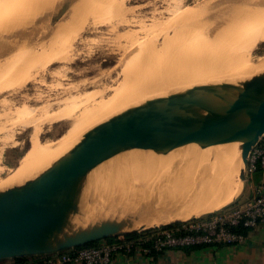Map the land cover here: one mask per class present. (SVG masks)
<instances>
[{"label": "rangeland", "instance_id": "obj_1", "mask_svg": "<svg viewBox=\"0 0 264 264\" xmlns=\"http://www.w3.org/2000/svg\"><path fill=\"white\" fill-rule=\"evenodd\" d=\"M263 1L10 0L11 5L0 7V191L8 188L12 182L15 184L24 179L27 173L29 175V171L22 169L20 160L25 158L31 142L43 145L59 139L70 126L71 122L66 119H75L91 106L109 100L121 85V89L126 86L123 88L126 90L134 87L137 81H131L132 74H129L133 65L144 63L145 58L148 64L153 62L152 67L156 65L160 68L154 67L158 71L145 80V84L149 85L144 89L139 90L135 86L140 95L134 97L138 101L130 107L139 105L147 98L165 96L197 84L241 83L248 79L247 75L242 78L237 73L241 70H246L249 76L261 74V68H264V39L254 40L249 31L257 28L264 30V23L259 20L248 23L243 16L248 12L254 13L253 16L260 14V11H263L261 15L264 14V10H261ZM248 3L257 5V8L250 9ZM212 26H216L217 31L236 29V37L232 41L234 51L243 57V64L238 65L239 69L234 74L227 72L226 59L229 56H223L228 55L229 51L223 49L225 54L219 55V58H224V61L218 66L210 62V56L208 59L206 57L210 45H202V39L208 36L200 34L213 33ZM169 44L171 48L168 49ZM186 45L191 47L187 49ZM133 49L140 52L134 53ZM152 50L162 55L156 53V59ZM137 54L139 57L144 54V57L136 60L139 58ZM160 56H163L164 62ZM147 62L144 63L145 67H151L152 64L147 65ZM128 64H133L129 65L131 72H127L130 69ZM233 67H237V64ZM197 70L205 75L197 78ZM209 71L215 73L208 76ZM124 72H130L129 79ZM124 80L131 82L127 84ZM126 109L115 110L112 116ZM19 171L23 173L18 175ZM185 171L183 180L190 176L189 171ZM178 173L175 176H179ZM227 181L223 176L222 183L226 188ZM184 182L180 181L182 184ZM243 185L236 198L238 203L245 201L252 180L243 181ZM173 186L175 188L176 184ZM89 190L82 203L88 204L91 198ZM238 203L232 202L225 208ZM79 225L71 230L78 229ZM6 261L12 263L11 260Z\"/></svg>", "mask_w": 264, "mask_h": 264}, {"label": "water", "instance_id": "obj_2", "mask_svg": "<svg viewBox=\"0 0 264 264\" xmlns=\"http://www.w3.org/2000/svg\"><path fill=\"white\" fill-rule=\"evenodd\" d=\"M200 114L206 117L196 123ZM263 136L264 75L241 83L197 84L147 98L85 133L35 178L0 191V261L57 254L163 226L132 228L140 221L138 212L65 230L67 215L79 211L88 191V174L120 153L134 149L164 152L188 144L204 149L239 141L243 182L249 153ZM176 222L181 221L171 223Z\"/></svg>", "mask_w": 264, "mask_h": 264}, {"label": "bare ground", "instance_id": "obj_3", "mask_svg": "<svg viewBox=\"0 0 264 264\" xmlns=\"http://www.w3.org/2000/svg\"><path fill=\"white\" fill-rule=\"evenodd\" d=\"M9 4L11 5L10 0H0V7H4L5 5L8 6ZM248 5L250 9L257 8V5L254 4L252 5L251 3H248ZM263 8L261 10H264ZM260 12L263 13V11ZM261 13L253 16L254 13L251 14L248 12L247 14H244L243 18L248 23L255 22L256 20L264 23V14L261 15ZM214 27L212 26L213 33L207 32L208 34H200L208 36L202 39V45H210L206 57L208 59L210 56L212 58H210V62L218 66L224 61V58H219V55L225 54L222 52L223 49L229 51L228 55L223 56H229V58L226 59L228 64L227 72L234 74L235 71L239 69L238 65L243 64V57L238 52L234 51L235 44L232 40L236 37V29L230 28L229 30L223 29L217 31ZM259 30L260 28L251 29L249 31V34L254 40L259 38L264 39V30ZM164 41L167 40L165 39ZM171 44L174 43L171 42ZM171 44L167 45L168 49L171 48ZM190 47V45H186L187 49ZM161 48L164 49L165 46H162ZM167 48H165V50ZM136 49H133V51H135L134 53H139L140 51L137 50L138 52H136ZM161 50L162 49H160V52L163 53ZM165 50L164 53L167 54ZM156 53L154 51L155 58L157 56ZM146 54L149 55L148 52ZM154 54H151L152 57ZM143 55L144 54H141V56ZM140 57L136 60H140ZM160 58L162 61L163 56H160ZM123 59H126V57ZM144 60L147 62L146 58ZM152 60H154V58ZM200 60L203 59H197L196 61ZM164 61L165 60H163V62ZM136 62L134 63L136 64ZM163 62H161V65H163ZM144 63L138 62L137 65L128 64L127 67H130V69L127 70V72L131 70L132 65L134 67L132 68L133 70H131L132 72L130 71L131 73H128L129 76L132 74L131 81L132 79L137 81L135 83L133 80L135 83L134 87L132 86L130 88L128 86L130 88H128L129 91L126 90L127 88L123 89L126 86L121 89V86H123L121 85L118 87L120 90L117 91L118 88L115 91L113 90L114 92L109 97V100H104V103H98L95 106H91L92 108L83 111L75 119L66 117L68 118L66 120H69L71 123L69 128L61 135V137H59V139L53 142H42L44 143L43 145H38V143L35 144V142L30 143V140L25 158L20 160L22 161L21 164H23V168H21L27 170V172L29 171V175L27 173L26 177L24 175V179L22 178L20 181L16 182L17 178L15 184L14 182L10 183V186L8 184V188L20 186L24 182L35 178L42 171L47 169L54 161L72 149L82 139L85 133L113 117V111L118 109L123 110L130 107L133 103L136 104L138 98L134 99V97L140 95L137 91L148 86L149 84H145V80L152 78L160 68L154 65V67L156 66L158 68L155 70V68L152 67L153 62H150L152 65L149 63L151 67L146 68ZM126 64L127 63H125V66ZM149 64L147 62V65ZM234 64H237V67L234 68ZM126 68H124V70ZM262 69L263 71L262 73L260 72L261 74L259 75H264V68H261V70ZM125 72L124 75L127 74H125ZM213 73L215 72L209 71L208 76ZM237 73L242 75V78L246 75L248 76V79L254 77V74L249 76L246 70H241ZM128 74L126 75L127 77ZM202 75L203 73L200 72V70H197V78ZM248 79L245 78V80ZM127 80H124L123 82L128 84L130 80ZM129 84L131 85V83ZM135 86L139 90H136ZM205 117L206 114H200L196 123L202 122ZM240 147L241 142L232 141L228 144L210 146L204 149L199 148L196 144H188L183 147H172L164 152L134 149L120 153L106 160L88 174L86 188L87 190L90 189L91 198L90 200L88 199L89 202H86H88L89 205L84 202L81 204L79 211L71 212L67 215V226L65 225V230H71L78 224L84 226L98 225L105 220L122 218L126 215L132 214L135 215L138 212L141 213L140 221L136 223V225H132V228L141 225L167 224L174 221L189 219L198 215L201 216L202 214L204 215V213L208 214L207 212H213L215 210L219 211V209L221 210V208L223 209V207L225 208L231 203L234 197L233 195L237 197L241 193V185H243V182L240 179V175L243 163L241 160ZM188 158L189 160L186 161ZM175 165L177 167L172 171V168ZM185 170L189 171L187 172L190 173V176L187 174L189 179L185 178L183 180L182 176L186 172ZM171 171L173 173H171ZM178 171L179 176H175ZM21 173L23 172L19 171L18 175H21ZM170 173L173 176H171ZM223 176L228 179L227 188L222 183ZM186 179L187 182L185 181ZM173 180L175 182H173ZM178 180L185 182L182 184L179 181V184L177 183ZM172 183L173 185L176 184L175 188ZM177 184L182 186L179 187L181 190L177 188ZM170 185H172V188ZM8 188L6 187V189ZM2 190H5V188ZM86 193H88V191Z\"/></svg>", "mask_w": 264, "mask_h": 264}, {"label": "built area", "instance_id": "obj_4", "mask_svg": "<svg viewBox=\"0 0 264 264\" xmlns=\"http://www.w3.org/2000/svg\"><path fill=\"white\" fill-rule=\"evenodd\" d=\"M257 173L264 179V136L249 153L245 180H252ZM179 223L176 227L158 230L135 240L120 238L97 247L73 248L47 255L35 264H111L116 253L129 255L140 251L150 256L171 249L240 245L246 238L244 231L264 226V181L252 187L251 197L243 203Z\"/></svg>", "mask_w": 264, "mask_h": 264}, {"label": "crops", "instance_id": "obj_5", "mask_svg": "<svg viewBox=\"0 0 264 264\" xmlns=\"http://www.w3.org/2000/svg\"><path fill=\"white\" fill-rule=\"evenodd\" d=\"M261 181H264L261 174L253 176L252 185L248 186L247 195L244 197L245 201L251 197L252 187ZM234 202L239 201L236 199ZM102 243L104 241L100 242ZM111 264H264V226L247 231L244 242L237 246L171 249L154 257L144 255L140 251L129 255L116 253Z\"/></svg>", "mask_w": 264, "mask_h": 264}, {"label": "trees", "instance_id": "obj_6", "mask_svg": "<svg viewBox=\"0 0 264 264\" xmlns=\"http://www.w3.org/2000/svg\"><path fill=\"white\" fill-rule=\"evenodd\" d=\"M178 225H180L179 222L171 223V224L163 225V226L156 227V228L146 229V230H143L139 233H130V234L124 235L122 237L108 238V239H105L102 241H104L106 243H113V242L119 240L120 238L123 240H126V241L135 240L139 237H144V236L150 235L151 233H154L158 230L168 229L171 227H176ZM244 232H247V231H244ZM100 242L101 241L89 243L83 247H97L100 244ZM194 248H197V247H194ZM156 255L157 254L152 253L150 256L154 257ZM45 256H47V255H45ZM45 256H34V257H28V258L13 259V260H11V262H12V264H35V263L40 262ZM6 262H7L6 260H1L0 264H7Z\"/></svg>", "mask_w": 264, "mask_h": 264}]
</instances>
